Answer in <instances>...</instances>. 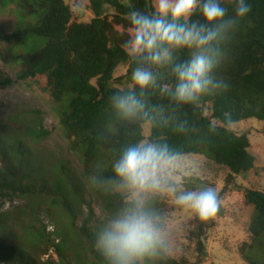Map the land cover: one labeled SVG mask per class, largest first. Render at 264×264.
<instances>
[{"label": "trees", "instance_id": "trees-1", "mask_svg": "<svg viewBox=\"0 0 264 264\" xmlns=\"http://www.w3.org/2000/svg\"><path fill=\"white\" fill-rule=\"evenodd\" d=\"M88 1L95 16L84 22L66 0H0L3 8L15 4L19 16L16 29L2 36L20 65L17 79L33 81L50 94L67 150L79 166L65 156L55 161L41 157L26 143L25 135L0 138V208L3 201L16 197L45 199V213L61 223L53 224L55 229L50 232L46 225H36L41 223L38 214L37 220H27L26 215L35 214V207L27 203L0 212V264H104L95 247L102 223L93 219L96 207L91 193L105 213L113 215L123 206V197L111 183L116 179L112 164L135 143H168L183 155H201L225 168L228 179L256 167V157L248 152V135L233 126L257 119L263 122L264 133V0H246L252 9L239 20L217 73L229 85L226 90L203 98L199 105L177 106L158 89H149L143 98L151 119L135 121L120 119L110 97L118 90L131 89L118 86L130 80L135 66L122 46L130 31L128 13L133 9L152 12L154 0ZM105 6L115 13L104 14ZM229 15H234L232 6ZM38 40L42 43L33 46ZM121 65L126 72L115 76ZM154 72L160 83H172L164 70ZM1 81L13 83L0 72ZM225 113L231 116L230 125ZM185 121V128L179 130L177 125ZM146 124L150 126L148 136ZM34 133L37 138L42 135L41 130ZM245 199L253 212L248 240L239 252L246 264H264V191L247 189ZM35 206L40 207L38 201ZM52 206L61 211L60 218L58 214L56 219ZM62 215L76 228L80 247L73 262L68 252L73 232L64 227ZM214 224V218L201 221L194 216L187 239L194 246L195 261L169 254L147 259L145 264L202 263L205 237ZM52 249L56 257L45 258Z\"/></svg>", "mask_w": 264, "mask_h": 264}, {"label": "clouds", "instance_id": "clouds-1", "mask_svg": "<svg viewBox=\"0 0 264 264\" xmlns=\"http://www.w3.org/2000/svg\"><path fill=\"white\" fill-rule=\"evenodd\" d=\"M153 7L148 13H128L130 31L122 46L135 62L132 87L110 97L112 110L125 121L151 119L143 98L149 89H158L177 106L199 105L226 90L229 85L217 73L239 20L252 9L246 0H154ZM154 69L170 74L172 83H160ZM224 119L232 123L229 114ZM186 123L177 128L183 130ZM182 157L168 143L141 141L112 164L116 179L111 183L124 203L97 232L95 247L104 264H145L170 254L169 219L154 207L157 199L190 210L201 221L219 213L218 193L211 186L190 187L192 171Z\"/></svg>", "mask_w": 264, "mask_h": 264}, {"label": "rangeland", "instance_id": "rangeland-1", "mask_svg": "<svg viewBox=\"0 0 264 264\" xmlns=\"http://www.w3.org/2000/svg\"><path fill=\"white\" fill-rule=\"evenodd\" d=\"M66 2L71 5L75 16L80 21L88 22L95 16L89 8L88 0H66ZM103 13L112 15L115 10L110 6H105ZM18 20L15 4L0 7V72L2 76L9 77L13 81L12 84L0 82V138H13L18 133L25 135L26 143L41 157L55 161L65 156L73 161L75 167H79L76 157L67 150V142L50 94L43 91L42 87L33 81L17 79L21 69L20 65L15 59L13 48L2 39V36L12 33L18 25ZM41 43L38 40L33 43V46H39ZM125 72L126 66L121 65L114 75L119 76ZM118 86L120 88L132 87L128 79ZM149 127V124L145 125L146 136L149 134ZM233 128L246 133L250 139L251 147L248 152L256 157V167L252 171L228 179V171L225 168L216 166L201 155H183L182 157L184 167L192 171L189 186H211L221 199L220 211L213 217L215 224L208 229L205 237L206 252L200 264H246L239 252V247L248 240V225L253 206L246 202L245 191L247 189L264 191L263 122L250 119L235 124ZM39 130L42 131V135L37 138L34 132ZM47 163L50 162L47 161ZM90 198L96 207L93 217L95 222L102 223L112 216L102 210L100 203L92 193ZM50 199L46 198L47 201ZM35 201L39 202L40 207L35 206ZM24 203L35 207V214L26 215L27 220H37L35 215L38 214L41 223L36 222V225L55 224L58 227L61 224L55 223L45 213L44 208L47 205L45 199L36 200L35 197H16L12 201L5 200L2 202L0 212L11 210L14 205ZM153 204L169 219V229L173 240L170 254L176 258L186 256L190 261H195L194 246L187 239L188 230L192 227L195 215L190 210L177 207L167 200L157 199ZM51 210L55 212L56 219L58 214L60 218L61 211L57 209V206H52ZM61 220L65 224L64 227L73 232L68 247L73 262L75 253L80 247L74 235L76 228L69 226V218L66 215L61 217Z\"/></svg>", "mask_w": 264, "mask_h": 264}, {"label": "built area", "instance_id": "built-area-1", "mask_svg": "<svg viewBox=\"0 0 264 264\" xmlns=\"http://www.w3.org/2000/svg\"><path fill=\"white\" fill-rule=\"evenodd\" d=\"M54 229H55V228H54V225H53V224H48V226H47V230H48V231L52 232V231H54ZM56 241L58 242L59 239H56ZM50 254H53L54 257H56V255L54 254V251H53V249H52V250H50V253H49V254L45 255V258H48V257L50 256Z\"/></svg>", "mask_w": 264, "mask_h": 264}]
</instances>
